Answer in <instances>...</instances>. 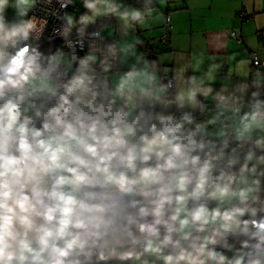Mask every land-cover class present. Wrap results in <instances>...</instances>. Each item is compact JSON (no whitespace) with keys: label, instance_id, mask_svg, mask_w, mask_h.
<instances>
[{"label":"clouds","instance_id":"obj_1","mask_svg":"<svg viewBox=\"0 0 264 264\" xmlns=\"http://www.w3.org/2000/svg\"><path fill=\"white\" fill-rule=\"evenodd\" d=\"M7 2L0 0V264H84L93 255L99 261L150 255L163 264H264V215L258 216L264 213L259 195L264 169L258 171L264 155L256 157L249 147L233 171L245 142L253 140L256 130L264 132L259 93H251L250 110L242 115L240 107L230 104L234 97L216 93L217 114L194 130L185 127L194 123L189 115L179 121L159 115L158 126L151 112L134 115L138 101L152 109L156 103H173L168 99L173 83H161L155 62L138 56L129 71L118 75L113 98L100 96L90 88L98 57L77 58L59 50L42 57L25 43L34 28L31 20L5 23ZM33 3L16 0L17 15L27 16ZM101 4L108 0H84L93 15L100 14ZM139 16L132 14L133 19ZM66 18L65 34L74 26L73 17ZM90 19L81 16L80 22ZM122 19L127 22V13ZM68 45L73 47L71 41ZM116 47L108 46L113 56ZM120 52L135 55L134 44L125 43ZM77 61L54 106L29 99L35 92L56 96L58 81L66 76L61 65L71 68ZM100 63L106 73L111 70ZM207 79H214L211 72ZM203 84L196 76L181 81L174 101L203 108L197 94L207 99L213 92ZM116 98L124 104L117 105ZM228 110L239 117L232 130L208 132V125ZM35 119L42 121L39 128ZM230 140L237 144L226 151ZM255 147L264 149V136ZM229 234L247 239L235 249ZM217 245L234 255L217 251ZM136 246L142 250L134 252Z\"/></svg>","mask_w":264,"mask_h":264},{"label":"crops","instance_id":"obj_2","mask_svg":"<svg viewBox=\"0 0 264 264\" xmlns=\"http://www.w3.org/2000/svg\"><path fill=\"white\" fill-rule=\"evenodd\" d=\"M137 2L140 3V0H137ZM15 4L16 0H8L4 8L3 14L6 24L13 21L19 22L21 19L28 20L32 7L28 9L27 16L20 17L17 15ZM133 8L136 12L137 7L134 6ZM150 8L152 9L149 15L140 19L143 30L133 29L132 31L133 37L140 41L134 45L140 44L142 57H146L149 63L155 62L154 70L157 72L161 83L165 76L171 78L173 96L181 81H186L192 76L199 78L202 71L207 69V64L213 63L218 66L220 73L224 74L225 72L230 76V86L233 88V93L228 97L235 98V102L230 101V104L233 107H240L242 114L246 109L249 111L248 101L252 99L251 93L258 92L260 95V92L264 91V75L251 67L249 60L251 51H259L261 57L264 58V0H153ZM111 11L114 12L110 9ZM240 12L245 14L244 20L238 17ZM166 15L170 19L172 28L167 42L159 44L157 39L165 34ZM153 28L156 29L151 30ZM231 30L239 35L240 41L228 36ZM111 39L114 43V38L111 37ZM158 46H162L165 53L157 54ZM145 47L151 48V56L144 54L143 49ZM12 51V49H9L10 53ZM127 65H129L127 61L120 55L119 63L114 70H130ZM138 66H143V60L140 61ZM257 80H259L258 86L255 83ZM202 86L209 87L205 83ZM211 88L213 89L212 95L216 93L225 95L222 91L223 86L218 91L217 87ZM200 95V93L197 94L198 101ZM210 100L209 102L207 98V105L211 103L215 106L213 110L218 111L216 108L217 101ZM138 103L140 105V101ZM181 108L194 109L193 106L187 103ZM208 108L210 107L207 106L200 123L210 119V113L207 112ZM236 120H238L237 116H233L232 113L229 121L224 122L223 128L231 131ZM261 136H264V132L260 130L253 133V139ZM212 139L217 138L213 137ZM189 207H191V204H189ZM125 250L131 249H117L118 252ZM141 250L140 246H136L134 252H140ZM145 257L149 260L154 258V262L158 260L150 255H145ZM113 259L118 258L99 261L96 255H93L91 260H84L81 257L84 263L90 264H106Z\"/></svg>","mask_w":264,"mask_h":264},{"label":"built area","instance_id":"obj_3","mask_svg":"<svg viewBox=\"0 0 264 264\" xmlns=\"http://www.w3.org/2000/svg\"><path fill=\"white\" fill-rule=\"evenodd\" d=\"M153 0H140V4L143 12L147 11L150 8V4ZM64 7L61 6V0H34L32 5L30 14L28 16V20H31L34 24V28L29 33V40L25 43L30 44L32 47L36 48V51L39 52L42 57L49 56L57 52V50L62 51L67 56L69 53H75L77 58H83L85 55L92 53L98 57L97 62L92 65L95 69L94 73H90L94 75V79L90 88L93 91H96L100 94V96H105L108 99L113 98V88L108 79V72L106 73L103 68L104 65L100 63V61H104L106 64L111 65V70L115 69L118 65L119 61V53L116 48V54L113 56L108 51V46L114 44L113 39L104 37L100 30L96 28L85 29V24L81 22H74V26L71 30L65 34V28L68 27L67 24V16L71 12V9L74 4V0H63ZM238 17L242 20L245 19V14L243 12L238 13ZM165 34L160 36L157 39V43L164 44L167 42L169 38V33L171 31L170 19L166 15L165 16ZM230 38H234L237 41H240L241 38L239 35L231 30L228 33ZM68 41L72 42L73 47L70 48L68 45ZM151 48L145 47L143 52L145 55L151 56ZM70 58V57H69ZM249 60L251 67L257 69L259 72L264 75V58L261 57L259 51H251L249 54ZM46 61L42 60V67L46 66ZM78 66V61L72 64L71 68H67V65H61V68L66 69V76L58 81L57 87V95L52 96L51 93H43V92H35L32 94L29 99L32 102H35L37 105L44 103L48 107H52L58 101L59 94H62L64 89L62 87V83H66L68 79L72 77L75 73V70ZM172 81L171 78L165 76L162 83H168ZM27 91L31 92V89H27ZM13 93L6 94L4 99L9 98ZM90 97L91 93L87 94ZM99 99V97H98ZM168 99L173 100V103L165 106V104L156 103L155 108H149L147 103H141L138 109L134 112V115L139 114L140 111H143L145 116L151 112L153 116V122L157 123L159 126L158 120L156 117L159 115H171L174 121H179L184 115H189L193 118V124H186L185 127L189 129H195L196 124L200 123L201 117L207 108V99L203 96L199 97V102L204 105L203 108L196 106L194 109L181 108L177 106V103L174 101L173 96V87L169 89ZM260 100H264V91L260 92L259 95ZM4 100H0V104H2ZM121 99L118 100L116 98V104L122 105ZM28 115L32 116L33 113L29 112ZM36 126L39 128L41 126L42 121L39 119H35ZM206 139H211L216 142H219V139H212L206 137ZM237 144L236 141L230 140L229 151L231 147H235ZM251 147L255 153L256 157L264 155V149L256 148L254 146L247 145L245 143L244 152L241 154L240 162L233 166V171H238L241 164L243 163L244 154L247 152L248 148ZM252 163H255V160L249 162V167L252 166ZM264 169V165H258V171ZM261 182H264V177H261ZM259 215H264V213H259ZM246 215L244 219H247ZM163 234V231H162ZM165 254H168V251L165 250ZM163 264V261H161Z\"/></svg>","mask_w":264,"mask_h":264},{"label":"rangeland","instance_id":"obj_4","mask_svg":"<svg viewBox=\"0 0 264 264\" xmlns=\"http://www.w3.org/2000/svg\"><path fill=\"white\" fill-rule=\"evenodd\" d=\"M108 5H111L112 7L109 8ZM108 5H105V4L98 5V7L101 9V12L98 15H93V12L91 10H88L84 7V0H75V6L71 9V12L69 13L68 16L73 17V22H80V17L86 15V16L91 18L88 22L84 23L87 25L90 23H94L95 21H100L101 19H103L105 16L108 15L107 20L104 23H101L99 26H97L96 29L100 30V32L102 33L103 36H105L107 38H111V37L114 38V43L116 44V46H117L116 48L118 49V52H119V58H120V55H122L123 59H125L127 61V63L129 64L127 66H129V68H131V66L133 64L137 63L136 58L138 56L142 55L141 48H140L141 45L140 44L137 46L134 45L135 55H128L127 57H124V54L120 52V48L122 46H124L125 43H132V44L136 43L137 38L133 37L132 31H133V29L134 30H137V29L143 30L142 29V22L140 21V19L143 16L149 15V10L143 12L141 4L138 3L137 0H108ZM134 6L137 7L136 12H139L141 14L140 15L141 17L137 20L132 18V14L135 10L133 8ZM110 9H114L113 10L114 12H112V11L110 12ZM150 9H152V8H150ZM124 13H127V22H125V20L122 19V15ZM103 15H105V16H103ZM154 29H156V28H153L151 30H154ZM125 33H127V34H125ZM156 53L162 54V53H165V50H162V46H158ZM144 59H147V58L145 57ZM118 63H119V61H118ZM137 66H138V64H137ZM138 67H142V66H138ZM206 68L207 69L202 71V73L200 74V77L197 79L198 80L204 79L205 84H207L210 87H214V88L217 87V91H218V89H220L221 86H223L225 96L231 95V93H233V91H232L233 88L230 86L231 85V80L229 78L230 76L227 75L225 72H224V74L220 73V71L218 70V66H216L213 63H208ZM127 71H129V70H114V69H112L108 72V74H107L108 79H109V82H110L114 92H115V88H116V84H117L118 75L121 73L127 72ZM209 72H211L212 76L214 77V79L212 81H209L207 79V74ZM200 96H203V95L201 94ZM117 99L118 100L121 99L122 105L124 104L125 101L123 98H117ZM210 99H212V94L208 97V101ZM144 102H146V101H144ZM138 105H139V103H138ZM207 106L210 107V108H208L207 112L210 113L209 118L211 119L212 117H214L217 114V111L213 110V107H215V106L212 105L211 103H208ZM247 111L248 110L246 109L243 112H247ZM240 113L242 114V112H240ZM231 116H232V112L230 110L225 111L224 114L220 116V118L216 124L208 125L207 131L213 132L214 130H219L220 128L223 127L225 121H229ZM203 117H204V115H203ZM237 118H239V117L237 116ZM203 119L205 120L206 118H203ZM202 122L203 121H201V123ZM212 129H213V131H211ZM208 138H213V136H208ZM214 138L219 139L218 137H214ZM189 204H191V207H192L191 201L189 202ZM208 205L210 208L215 207L216 202L209 201ZM223 252L229 258H231L234 255V251L230 252L227 249H225ZM143 260H148L149 264H161V261H162V260H156V262H154V258L149 260L144 255L141 257L140 260H136L134 257L131 261V264H142Z\"/></svg>","mask_w":264,"mask_h":264},{"label":"trees","instance_id":"obj_5","mask_svg":"<svg viewBox=\"0 0 264 264\" xmlns=\"http://www.w3.org/2000/svg\"><path fill=\"white\" fill-rule=\"evenodd\" d=\"M153 4V2H151L150 4V7L151 5ZM108 16V15H107ZM107 16H105L103 19H101L100 21H95L94 23H90V24H87L85 25V29H91V28H96L97 26H99L101 23H104L106 20H107ZM255 140L256 139H253L252 141L250 142H245L247 145H250V146H254L255 144ZM260 195V198L261 199H264V182H261V191L259 193ZM259 214V213H258ZM247 239V237H244V236H239V237H234L232 236L231 234H229V236L227 237V241L229 244H234L235 246V249H239L240 248V241L241 240H245ZM254 242V241H253ZM216 247V250L217 251H224L225 249L222 248L220 245H217L215 246ZM232 252V251H230ZM135 257V255L130 258V259H124V260H121V259H113V260H110L109 262H107L106 264H131V261L132 259ZM84 264H90V263H84Z\"/></svg>","mask_w":264,"mask_h":264},{"label":"water","instance_id":"obj_6","mask_svg":"<svg viewBox=\"0 0 264 264\" xmlns=\"http://www.w3.org/2000/svg\"><path fill=\"white\" fill-rule=\"evenodd\" d=\"M142 103V101H140V104Z\"/></svg>","mask_w":264,"mask_h":264}]
</instances>
